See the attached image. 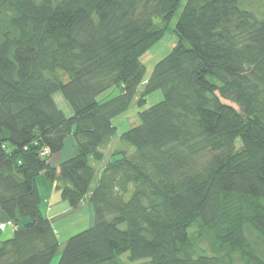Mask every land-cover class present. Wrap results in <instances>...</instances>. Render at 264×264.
Returning <instances> with one entry per match:
<instances>
[{"label": "trees", "instance_id": "16d2710c", "mask_svg": "<svg viewBox=\"0 0 264 264\" xmlns=\"http://www.w3.org/2000/svg\"><path fill=\"white\" fill-rule=\"evenodd\" d=\"M183 2L0 0V210L15 226L0 264L59 254L41 176L91 211L58 264H264V15ZM142 85L139 106L164 100L119 134Z\"/></svg>", "mask_w": 264, "mask_h": 264}, {"label": "rangeland", "instance_id": "374dc122", "mask_svg": "<svg viewBox=\"0 0 264 264\" xmlns=\"http://www.w3.org/2000/svg\"><path fill=\"white\" fill-rule=\"evenodd\" d=\"M245 2L242 3V7L246 9L247 11L252 12L257 18L263 19L262 15H264V0H244ZM185 3V0L183 2V5ZM178 15L175 16L170 29L168 30V34L165 38V40L162 42V44L159 45L156 49H154L151 52H148L142 59V62L144 65L147 66V74L145 81H147L153 71V68L155 64L160 61L167 53L168 51L175 46V39L173 37V29L177 23ZM144 85H142L139 90L136 98L134 99L132 105L130 108L123 114L119 115L113 120V124L117 127L118 133L123 134L130 129L136 127L140 124V121L138 119V114L146 111L157 104L161 103L164 100V94L162 91H156L152 93L151 95L147 96L146 103L143 106H139V100L141 97V94L143 92ZM121 92V88L115 87L114 89L106 92L103 94L100 99L105 100L106 98H112L117 96ZM56 98L60 99L59 102H66L62 96L58 95ZM66 104V103H65ZM67 105V104H66ZM113 148L110 149L109 152L112 151ZM106 163H102L97 165V176L95 179V182L93 186L96 185L97 180L100 178V168L103 167ZM56 196L58 195L60 204L62 205H56L55 199L53 200V206H52V212L50 213V216L57 215V219L52 220V224L57 232L58 239L61 244V249L59 251V254L54 258L51 264H58L60 257H61V251L64 248V245L70 239L71 237L89 229L91 226V211L89 208L88 200L86 199L85 202L82 203L81 207L79 209H72L69 203L64 202L61 198V193L58 192L56 189ZM59 207V208H58ZM64 211V212H63ZM63 212V213H61ZM60 213V214H59ZM6 224V223H5ZM7 225V224H6ZM13 237V228L10 226L7 227V229L3 232H1V240L6 241L8 239H11ZM123 261H127V256L123 257Z\"/></svg>", "mask_w": 264, "mask_h": 264}, {"label": "crops", "instance_id": "0c3cea01", "mask_svg": "<svg viewBox=\"0 0 264 264\" xmlns=\"http://www.w3.org/2000/svg\"><path fill=\"white\" fill-rule=\"evenodd\" d=\"M60 158H61L60 156L55 157L54 158V163L55 164H58L59 161H60ZM38 187H39L40 194H41V198H42V202H43L42 208H41L42 209V212H43L44 216L47 217L52 222V220L57 219V217H58L57 216L58 214L57 215H53L52 217L50 216V213L52 212V206H53V203L52 202L55 199V204L56 205H61L60 204L59 197H58V195L57 196L55 195L56 194V191H55L54 185L48 183L44 179L43 176H41L38 179ZM85 201L86 200H84V202ZM63 212H61V213H63ZM91 220H92V217H91ZM5 223L7 224V227L11 225V227L13 228V234H14L15 226L12 223L8 222V220L5 217V215L0 210V224H5ZM0 237H1V232H0Z\"/></svg>", "mask_w": 264, "mask_h": 264}, {"label": "built area", "instance_id": "2783aa9c", "mask_svg": "<svg viewBox=\"0 0 264 264\" xmlns=\"http://www.w3.org/2000/svg\"><path fill=\"white\" fill-rule=\"evenodd\" d=\"M6 228H7L6 224H0V232L5 231Z\"/></svg>", "mask_w": 264, "mask_h": 264}]
</instances>
